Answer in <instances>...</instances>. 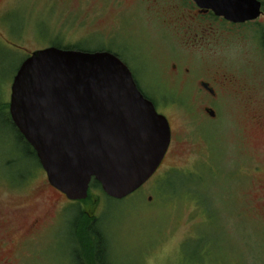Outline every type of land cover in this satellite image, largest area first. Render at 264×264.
<instances>
[{
  "label": "rangeland",
  "instance_id": "1",
  "mask_svg": "<svg viewBox=\"0 0 264 264\" xmlns=\"http://www.w3.org/2000/svg\"><path fill=\"white\" fill-rule=\"evenodd\" d=\"M178 2L0 0V264H86L81 211L102 235L99 264H264V16L195 26L190 4ZM50 47L116 54L169 118V153L130 197L90 188L94 210L68 201L22 142L12 84ZM224 75L239 86L218 100L199 93L197 81Z\"/></svg>",
  "mask_w": 264,
  "mask_h": 264
},
{
  "label": "water",
  "instance_id": "2",
  "mask_svg": "<svg viewBox=\"0 0 264 264\" xmlns=\"http://www.w3.org/2000/svg\"><path fill=\"white\" fill-rule=\"evenodd\" d=\"M194 1L235 24L263 16L260 0ZM9 113L49 183L71 201L88 199L93 181L111 199L130 197L157 173L172 143L168 118L109 51L33 52L14 78Z\"/></svg>",
  "mask_w": 264,
  "mask_h": 264
},
{
  "label": "flooded vegetation",
  "instance_id": "3",
  "mask_svg": "<svg viewBox=\"0 0 264 264\" xmlns=\"http://www.w3.org/2000/svg\"><path fill=\"white\" fill-rule=\"evenodd\" d=\"M179 1V0H178ZM177 0L176 2L179 3ZM183 1V0H181ZM185 2L188 4H190L191 6V10H192V13H194V19H193V24L196 26V24L199 26L201 25V21L202 20H205V19H214L215 21H218V22H221L223 24H226V25H230V26H241V25H245V24H248V23H245V24H235L231 21H228L226 20L225 18L223 17H218L217 15H215L213 13V11L211 10H204L202 8H200L194 0H185ZM262 3V8H263V2ZM179 5V4H178ZM178 5L176 7H178ZM175 7V8H176ZM263 16H264V9H263ZM174 69H177V66L174 65L173 66ZM134 77V76H133ZM237 78H235L234 76H228V75H224L223 78H217V76H214L211 78V81H204V80H201V81H197L198 85L200 86L201 89H199V93L202 94L204 97H208L209 99H213V100H218L219 98V91L221 90H225V89H231L232 87L233 88H236L238 87L239 85L237 84ZM136 84H137V87L138 89L140 90V92L144 95L145 98L151 100L153 103H154V99L155 98H151V97H148L146 95V93L144 92V88L141 86V84H139L136 79L134 78ZM208 109H212L210 107H206L205 108V112L207 113V110ZM214 110V109H213ZM215 111V110H214ZM216 112V111H215ZM208 114V113H207ZM216 117L212 118L211 119H215ZM169 120V118H168ZM170 122V120H169ZM170 125H171V122H170ZM171 129H172V143H173V136H174V133H173V128H172V125H171ZM171 143V145H172ZM171 148V146H170ZM170 150V149H169ZM169 153V152H168ZM168 155V154H167ZM37 156V155H36ZM167 157V156H166ZM166 159V158H165ZM164 159V161H165ZM40 163V162H39ZM41 165V164H40ZM47 175V174H46ZM48 179V177H47ZM8 180H11V179H8ZM47 186H49L52 190L56 191L58 194H60L61 196L65 197L68 201H71L69 200L66 195H64L62 192H60L59 190H57L56 188H54L50 183H49V180L48 182H46ZM71 202H75V201H71ZM79 202V201H78ZM82 202V201H81ZM41 219H38V220H34L32 223H31V228L28 229V232H30V230H33V228H37L38 224L40 223ZM4 264H10V261L6 260L4 262Z\"/></svg>",
  "mask_w": 264,
  "mask_h": 264
},
{
  "label": "trees",
  "instance_id": "4",
  "mask_svg": "<svg viewBox=\"0 0 264 264\" xmlns=\"http://www.w3.org/2000/svg\"><path fill=\"white\" fill-rule=\"evenodd\" d=\"M83 51H85V50H83ZM85 52H88V51H85ZM18 133H19V136H20L22 142L29 148V150H31L32 154L37 158L34 149L28 144V142L20 134V132H18ZM172 186H174V185H172ZM179 186L173 187V188L171 187L170 189H168V191H170L172 193L173 189H177ZM92 189H100V190H102L101 185L97 181H93V183L91 185V190ZM89 202H90L91 208L94 210L95 207H96V204H97V200L94 201L92 199L90 192H89L88 199L82 201L81 203H89ZM83 215L86 218V220L84 222L82 221V224H81L80 223V218ZM89 220L90 219L85 215V213H83L81 211V213H80V215L78 216V219H77V221H78L77 228H76L77 229V234L79 236V241L82 244V247H83V250H84V256H85L86 264H99V263H97L98 262L97 261V257L99 256V251H98L99 250V245H100V243H102V235L100 233H98L97 230H96V225H97L96 221L92 220L90 222ZM98 240L100 241L99 243H97Z\"/></svg>",
  "mask_w": 264,
  "mask_h": 264
}]
</instances>
